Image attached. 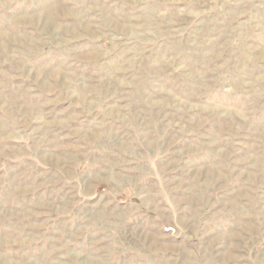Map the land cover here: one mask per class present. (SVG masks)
Instances as JSON below:
<instances>
[{"label": "rangeland", "instance_id": "obj_1", "mask_svg": "<svg viewBox=\"0 0 264 264\" xmlns=\"http://www.w3.org/2000/svg\"><path fill=\"white\" fill-rule=\"evenodd\" d=\"M0 264H264V0H0Z\"/></svg>", "mask_w": 264, "mask_h": 264}, {"label": "crops", "instance_id": "obj_2", "mask_svg": "<svg viewBox=\"0 0 264 264\" xmlns=\"http://www.w3.org/2000/svg\"><path fill=\"white\" fill-rule=\"evenodd\" d=\"M151 167L156 168L154 170V178L157 177V171H158V165L157 162L150 163ZM121 165L120 164H114V163H106V162H100L96 163L95 161L88 162L86 164L84 176L81 175V177L76 176V181H69L72 184H75V190L77 199L79 202V206H82L83 201L86 202L85 209L86 211H90L89 209H94L95 213L98 214L99 212L102 213V221L100 220H93L95 223L92 226H96L95 231L100 232L102 237H105L106 234H110L113 238H117L118 243L119 241V227L123 224V218L125 217V207H127L129 204L132 209H135L136 207L143 211L148 212L151 217L147 221V225H161L162 228H165V230H168V223H163V213H157L158 206L156 203H150L146 204V202H143L141 195L136 196L132 195L130 201L128 203H125V201H122L121 199V193L124 191L123 182L125 184H128L127 181L129 179L131 180V177H128L126 174H124L121 171ZM140 164L137 166L139 167ZM100 167V168H99ZM113 169H112V168ZM99 169L102 171H107L108 175L107 178H111L115 183H111L112 181H107L105 175H102L99 172ZM141 169V168H140ZM101 171V172H102ZM152 173V172H150ZM132 177H138L140 180V176L132 175ZM132 181V180H131ZM101 185H108L109 191L107 193H101L98 192V189ZM102 187V186H101ZM127 190V187L125 188ZM88 190V191H87ZM94 190V191H93ZM82 191V192H81ZM166 199V198H165ZM148 201V200H145ZM88 202L90 204H88ZM150 206H153V208H150ZM135 207V208H133ZM89 208V209H88ZM169 209L170 212H173L174 209L172 208V204H169V207L166 206V209ZM167 214V213H165ZM173 214V213H172ZM158 218L161 219V223H159ZM101 224H100V223ZM155 226V227H156Z\"/></svg>", "mask_w": 264, "mask_h": 264}]
</instances>
